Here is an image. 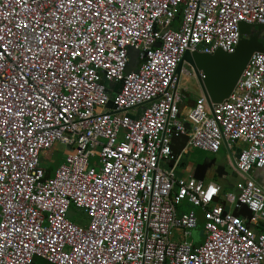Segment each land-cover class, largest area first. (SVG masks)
<instances>
[{"label":"built area","instance_id":"obj_1","mask_svg":"<svg viewBox=\"0 0 264 264\" xmlns=\"http://www.w3.org/2000/svg\"><path fill=\"white\" fill-rule=\"evenodd\" d=\"M243 23L264 25V0H0V264H264V185L243 178L264 168V53L228 100L201 94L183 119L177 76L186 53L234 54ZM173 135L189 141L170 168ZM225 141L244 145L243 182L222 205L218 184L176 171L189 147ZM57 143L72 151L48 176ZM184 203L204 211L198 246L173 238L198 226Z\"/></svg>","mask_w":264,"mask_h":264},{"label":"water","instance_id":"obj_2","mask_svg":"<svg viewBox=\"0 0 264 264\" xmlns=\"http://www.w3.org/2000/svg\"><path fill=\"white\" fill-rule=\"evenodd\" d=\"M240 35V43L234 54L230 55L222 51H217L213 55L199 52L186 53L178 66V78L181 77L185 65L190 67V70L196 77L200 93L205 97L211 110H213V105L222 104L230 98L251 57L255 53H264V25H247L243 23L240 26ZM138 55L139 52L137 50H130V61L126 69L127 74L137 69L139 62ZM201 74L204 76V79H201ZM185 127L187 131L190 130L189 124H186ZM188 141L189 137L187 135H173L172 153L174 160L169 164L170 168L181 152L186 149ZM224 145L231 164L238 173L236 157L234 156L236 152L235 147L232 146L231 148L226 141ZM67 151L71 152L72 149L68 148ZM211 169H216L215 174L218 178L225 175L224 167L217 166L216 159H213L210 162L204 160L202 163L196 164L193 171V178L204 182L207 172ZM243 178L251 179L247 174H243ZM233 215L242 216L249 220L252 217V213L246 206H242L239 210H234Z\"/></svg>","mask_w":264,"mask_h":264},{"label":"rangeland","instance_id":"obj_3","mask_svg":"<svg viewBox=\"0 0 264 264\" xmlns=\"http://www.w3.org/2000/svg\"><path fill=\"white\" fill-rule=\"evenodd\" d=\"M184 68L190 70V67H188L187 65H185ZM180 90L182 91V93L189 94L187 95V97L190 96V98L192 99L190 100L191 104H188L189 106L187 107H190L192 105V102L200 94V88H199V85L197 84V81H195L193 78L188 76L187 73H182L181 75ZM181 118L183 119L184 117L182 116ZM242 146L243 145H239L240 148H243ZM67 155H68V152L66 150V147L61 143H57V145L55 146L53 150L45 151V153H43L41 157V162H42V165H44V167L47 170L54 171L55 173L56 169L64 163ZM204 156L216 157L217 162L220 163L225 169V176L222 178H214L215 176L213 175V173L209 172V175L205 179L206 183L216 181L217 184L221 185V187L223 188L222 197L223 196L226 197L230 193L236 194V190L234 188L231 189V186L237 185L238 182L239 183L242 182L243 179L240 175H238V173L234 170L233 166L229 162L227 152L224 149V147H222L220 152L215 155L189 147L187 149V154L184 156V160H183V163L185 162L188 163L187 168L185 167L178 168V170L176 171V175L185 176L187 174L186 170L190 169L191 171L192 169V166L190 163L194 161H200ZM90 162H91V165L93 166L97 162V159L91 158ZM227 208L228 210L233 209L231 205H228ZM189 210H194L195 213L197 214L198 226L195 229L187 231L186 234L190 235V237L192 238L194 242L203 243L206 238V233H205L206 221L204 217V212L201 208L192 207L191 205H188L187 203H184V205L178 208L179 215L181 214V212H188ZM68 219L71 222L77 225H80V226H86L89 223L88 217L82 211L76 209L75 207H72L70 209ZM182 235H183L182 232L176 230L173 233V238L181 237Z\"/></svg>","mask_w":264,"mask_h":264},{"label":"crops","instance_id":"obj_4","mask_svg":"<svg viewBox=\"0 0 264 264\" xmlns=\"http://www.w3.org/2000/svg\"><path fill=\"white\" fill-rule=\"evenodd\" d=\"M187 95H189V94H186L185 93V99L186 98H189V100H188V102H185L184 101V104L182 105V108H181V117L183 116V117H185V116H187V114H188V112H189V110L192 108V106H193V104L195 103V101H196V99L201 95V93L198 95V97L192 102V105L190 106V107H187V106H189L188 104H191L190 102V100H192L191 98H190V96L189 97H187ZM239 145H242L241 143H239V144H236V146H234L235 147V150H237V149H239L240 147H239ZM222 147H224V149L226 150V147H225V145H223ZM221 147V148H222ZM242 147H244V145L242 146ZM67 150V149H66ZM221 150V149H220ZM68 152V151H67ZM220 152V151H219ZM218 152V153H219ZM227 152V151H226ZM186 154H187V152H186ZM185 154V155H186ZM210 154H212V153H210ZM184 155V156H185ZM212 155H215V154H212ZM184 156L182 157V159H181V162H180V166L178 167V168H180V167H182V168H187V162H185V163H183V160H184ZM227 156H228V158H229V155L227 154ZM230 159V158H229ZM213 160V159H212ZM199 162H201L202 163V161L200 160V161H194V162H192V163H190L191 164V166H192V169H191V171H190V169H187L186 170V175L185 176H178L179 178H188V177H193V171H194V168H195V165L196 164H198ZM231 163V162H230ZM216 165H217V162H216ZM222 166V165H221ZM178 170V169H177ZM48 171V170H47ZM209 172L210 173H213V175L215 176L214 178H218L217 177V175L215 174V171L213 170V169H211V170H209L208 172H207V174H206V177L209 175ZM50 173H51V175H53L54 174V171H51L50 170ZM253 174H251L250 173V177L252 178V179H254L255 181H257L258 183H260V184H263L264 185V168L263 169H261V170H259V171H255V172H252ZM239 175V174H238ZM225 175H223L222 177H224ZM206 177H205V179H206ZM221 177V178H222ZM216 180V179H215ZM205 183H206V181H204ZM243 182V181H242ZM209 183H216L217 184V182L216 181H213V182H209ZM239 183V182H238ZM208 184V183H207ZM219 185V184H218ZM220 187H221V185H219ZM236 186L237 185H235V186H231V189H235L236 190V194H233V195H237V189H236ZM222 188V187H221ZM222 193H223V188H222ZM230 194H232V193H230ZM229 195V194H228ZM225 196H223L219 201H218V203L219 204H222V205H224L225 204V198H224ZM188 204V203H187ZM184 205V204H183ZM189 205V204H188ZM184 207V206H183ZM183 207H181V208H183ZM180 208V209H181ZM203 210V209H202ZM190 211H194V210H189L188 212H190ZM231 211H234V209H232ZM195 212V211H194ZM204 212V211H203ZM178 213H179V211H178ZM185 213H187V212H181V214L180 215H182V214H185ZM196 216H197V214H196ZM256 231L258 232V233H264V222H261L258 226H256ZM177 239H179L180 241H183V242H190V243H193L195 246H198L199 244H201L200 242H194L193 240H192V238L190 237V235H185L184 233H183V235L181 236V237H177Z\"/></svg>","mask_w":264,"mask_h":264},{"label":"flooded vegetation","instance_id":"obj_5","mask_svg":"<svg viewBox=\"0 0 264 264\" xmlns=\"http://www.w3.org/2000/svg\"><path fill=\"white\" fill-rule=\"evenodd\" d=\"M237 152L234 153V156L237 157ZM212 159H216V162H217V158L216 157H212V156H204L201 161L203 162L204 160H206L207 162H210ZM229 162H231V160L228 158ZM201 163V162H199ZM232 165V164H231ZM217 166H221L220 163L217 162ZM214 171H216V169H213Z\"/></svg>","mask_w":264,"mask_h":264},{"label":"clouds","instance_id":"obj_6","mask_svg":"<svg viewBox=\"0 0 264 264\" xmlns=\"http://www.w3.org/2000/svg\"><path fill=\"white\" fill-rule=\"evenodd\" d=\"M213 191H215V189H214V188H210V190H209V192H208L207 195H208V196H211V194H212Z\"/></svg>","mask_w":264,"mask_h":264},{"label":"trees","instance_id":"obj_7","mask_svg":"<svg viewBox=\"0 0 264 264\" xmlns=\"http://www.w3.org/2000/svg\"><path fill=\"white\" fill-rule=\"evenodd\" d=\"M188 100H189V98H186L185 102H188ZM48 176H51L50 170H48ZM43 264H46V263H43Z\"/></svg>","mask_w":264,"mask_h":264},{"label":"snow or ice","instance_id":"obj_8","mask_svg":"<svg viewBox=\"0 0 264 264\" xmlns=\"http://www.w3.org/2000/svg\"><path fill=\"white\" fill-rule=\"evenodd\" d=\"M0 47H2V45H0Z\"/></svg>","mask_w":264,"mask_h":264}]
</instances>
